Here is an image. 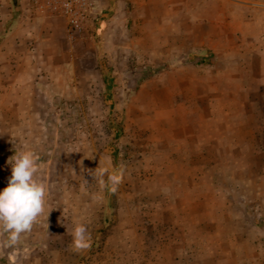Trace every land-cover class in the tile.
<instances>
[{
    "label": "crops",
    "instance_id": "0c3cea01",
    "mask_svg": "<svg viewBox=\"0 0 264 264\" xmlns=\"http://www.w3.org/2000/svg\"><path fill=\"white\" fill-rule=\"evenodd\" d=\"M100 3L89 28L102 46L150 69L129 96L138 127L127 131L145 141L155 177L169 181L159 190L165 226L189 235L169 234L152 254L168 264H264L255 247L264 243V0ZM0 36V124L24 120L32 131L35 100L51 99L53 63L70 65L67 28L29 0H0ZM176 182L186 198L178 203ZM73 248L76 257L86 250ZM1 249L4 264H29L33 254L40 264L57 259V249L20 240Z\"/></svg>",
    "mask_w": 264,
    "mask_h": 264
},
{
    "label": "rangeland",
    "instance_id": "374dc122",
    "mask_svg": "<svg viewBox=\"0 0 264 264\" xmlns=\"http://www.w3.org/2000/svg\"><path fill=\"white\" fill-rule=\"evenodd\" d=\"M95 1L98 11L101 0ZM36 10L55 14L67 28L53 10L37 6ZM89 27L90 22L85 31L72 36L67 30L70 65L53 63L45 83L51 99L35 100L34 129H22L24 120L15 127L8 126L9 121L0 124V189L7 186L6 166L13 163L12 156L32 152L35 179L45 187L44 212L19 240L44 251L57 249V259L44 258L42 264H168L152 251L160 253L169 234L189 235L165 226L163 219L169 217L158 208L165 198L159 190H169V181L161 174L155 177L145 141L127 131L130 125L131 130L138 127L137 116L126 108L129 96L150 69L136 70L129 58L124 63L114 49L102 46L101 33ZM182 188L178 182L173 185L176 203L186 200L178 194ZM81 224L87 228L89 246L76 257L73 231ZM251 233L258 241L260 235ZM2 243L6 244V234L0 231V252ZM255 247L264 250V243ZM39 262L31 255L29 264Z\"/></svg>",
    "mask_w": 264,
    "mask_h": 264
},
{
    "label": "clouds",
    "instance_id": "9594fccd",
    "mask_svg": "<svg viewBox=\"0 0 264 264\" xmlns=\"http://www.w3.org/2000/svg\"><path fill=\"white\" fill-rule=\"evenodd\" d=\"M12 157L11 176L7 186L0 189V231L6 234L9 245L31 230L37 218L43 214L45 204V187L35 179L34 154L25 151ZM73 234L78 248L89 246L85 225H77Z\"/></svg>",
    "mask_w": 264,
    "mask_h": 264
},
{
    "label": "built area",
    "instance_id": "2783aa9c",
    "mask_svg": "<svg viewBox=\"0 0 264 264\" xmlns=\"http://www.w3.org/2000/svg\"><path fill=\"white\" fill-rule=\"evenodd\" d=\"M39 9H51L66 21L70 36L87 29L94 0H29Z\"/></svg>",
    "mask_w": 264,
    "mask_h": 264
}]
</instances>
